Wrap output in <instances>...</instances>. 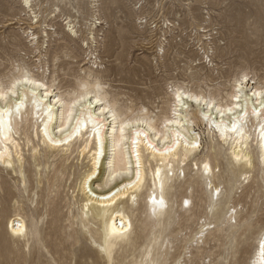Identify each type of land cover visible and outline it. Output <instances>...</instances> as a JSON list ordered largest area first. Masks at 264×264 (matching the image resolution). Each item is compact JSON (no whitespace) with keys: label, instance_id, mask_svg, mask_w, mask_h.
Returning <instances> with one entry per match:
<instances>
[{"label":"bare ground","instance_id":"bare-ground-1","mask_svg":"<svg viewBox=\"0 0 264 264\" xmlns=\"http://www.w3.org/2000/svg\"><path fill=\"white\" fill-rule=\"evenodd\" d=\"M22 2L29 8L33 5L32 0ZM69 28L76 34L74 25ZM210 31L205 28L207 34L198 36L204 57L192 60L199 61L196 65H204V58L213 62L204 46L211 40ZM31 35L38 44L37 33ZM52 58L56 61L58 55ZM46 65H40L42 73ZM14 70L0 74V163L13 168L15 156L22 166L23 149L16 137L20 131L28 145L39 138L45 156L69 152L61 165L75 151L92 163L90 170L74 179L73 191L78 187L81 192L74 213V202H70L68 217L60 214L58 206L51 208V232L44 233L41 217L25 216L19 204L15 210L8 205L2 210L7 227L1 240L8 243L9 235L24 245L26 255L36 244L48 254L51 250L59 254L58 261L65 260V242L59 237L65 229L59 223L65 220L69 227L78 226L68 230L65 241L75 246L81 242L80 234L84 235L98 248L102 264H241L238 254L248 252L250 246L246 264H264V221L254 209L264 192V83L255 76L242 72L227 90L224 83L211 87V75L198 70L189 78L195 87L172 81V98L164 107L151 110L145 103L122 104L108 91L100 72L91 68L65 91L54 80L48 83L46 73L40 76L20 65ZM192 106L198 110L191 112ZM197 121L206 124L211 140L209 152L199 158L202 141L194 130ZM78 142L79 151L73 149ZM252 144L259 161L253 181L257 189L252 209L244 212L253 186H246L238 198L231 195L252 176ZM225 145H229V158L221 174L216 168ZM38 146L33 145L34 153ZM190 160L192 174L187 178L184 165ZM20 174L26 189L24 169ZM65 175L57 166L53 180L59 182ZM223 182L227 187L222 188ZM194 197L200 203L197 210ZM1 224L0 216V228ZM13 248L7 245L0 250V264H27L29 259L21 262L13 257ZM124 252L129 253V260ZM50 259L58 264L56 258Z\"/></svg>","mask_w":264,"mask_h":264},{"label":"rangeland","instance_id":"rangeland-1","mask_svg":"<svg viewBox=\"0 0 264 264\" xmlns=\"http://www.w3.org/2000/svg\"><path fill=\"white\" fill-rule=\"evenodd\" d=\"M93 3L96 7L92 6ZM32 4L29 8L22 0H0L1 75L16 73L17 65L26 66L40 76L46 73L48 83L54 80L55 85L65 91L72 89L75 80L91 68L100 72L108 91L122 104L133 102L139 106L145 103L151 110L156 106L164 107L172 98V81L173 84L185 82L186 86L195 87L189 78L198 70L205 76L211 75L213 81L208 82L211 87L224 83L228 90L233 79L242 72H248L250 77L255 76L264 83V0H32ZM36 20L38 23L34 24ZM89 23H94V26L90 27ZM70 24L75 26L76 34L69 30ZM205 28L211 29L208 32L211 40L204 46L213 62L209 63L204 58V65H196L199 61H193L204 57L198 38L207 34L203 33ZM33 32L40 37L38 44L32 40ZM54 54L58 55L56 61L52 58ZM40 65H46L45 73L39 69ZM197 110L193 106L190 108L191 112ZM194 130L201 134L202 141L196 157H204L209 152L211 141L206 124L197 121ZM16 137L23 149L22 166L15 156L13 168L0 163L1 238H5L3 234L7 227V214L2 210L8 205L15 210L19 204L25 216L41 217L39 226L44 233L51 232L50 209L58 206L60 214L68 217L70 202H74V213L81 197L78 187L73 191L74 179L90 170L92 163L91 158L82 160L75 151L61 165L69 152L45 156V146L39 138H34L28 145L22 131ZM214 141L216 144L219 142L216 136ZM34 144L39 145L36 153L32 149ZM80 145L78 142L73 149L79 151ZM228 149L229 145L221 148L220 163L216 168L217 171L221 169V174L224 172L223 163L229 158ZM251 149L252 176L245 186H237L232 195L229 193L238 198L246 186H253L247 202H244V212L252 209L251 200L257 189V183H253L255 168L259 164L256 145L252 144ZM191 163L190 160L184 165L187 178L192 174ZM57 166L66 172L59 182L53 180ZM22 169L28 183L26 189L21 183ZM227 185L223 182L222 188ZM261 196L254 209L258 211L259 219L264 221V192ZM199 204L194 197L196 210ZM228 206H225L226 210ZM241 208L242 205L238 206L240 211ZM59 224L65 227L59 232V237L65 242V260L58 261L59 254H54L51 247L48 254L38 249L36 244L26 255L23 253L24 245L18 240L13 242L9 235L8 243L4 238L0 239V250L3 251L7 245L14 247L16 254L13 257L21 262L27 258V264H53L51 257L56 258L58 264H102L98 248L91 245L84 235L80 234L81 242L75 246H71V241H65V235L78 228L76 224L69 227L65 220ZM251 252L250 246L248 252L238 254L243 261L241 264L248 263ZM122 255L129 260L128 252Z\"/></svg>","mask_w":264,"mask_h":264},{"label":"snow or ice","instance_id":"snow-or-ice-1","mask_svg":"<svg viewBox=\"0 0 264 264\" xmlns=\"http://www.w3.org/2000/svg\"><path fill=\"white\" fill-rule=\"evenodd\" d=\"M26 3H27V0H26ZM205 167H207V165ZM185 203L187 204V201Z\"/></svg>","mask_w":264,"mask_h":264}]
</instances>
